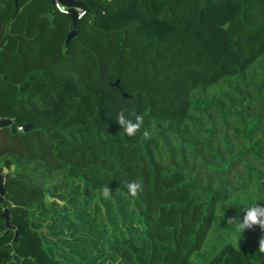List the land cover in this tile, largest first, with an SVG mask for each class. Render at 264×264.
Instances as JSON below:
<instances>
[{
	"label": "trees",
	"instance_id": "1",
	"mask_svg": "<svg viewBox=\"0 0 264 264\" xmlns=\"http://www.w3.org/2000/svg\"><path fill=\"white\" fill-rule=\"evenodd\" d=\"M81 1L75 28L50 0L0 2V41L27 36L0 51V118L18 128L0 129V264H65L32 211L70 185L102 216L129 209L140 233L116 241L119 264H264V228L235 224L264 207V0ZM121 111L142 115L134 137Z\"/></svg>",
	"mask_w": 264,
	"mask_h": 264
},
{
	"label": "rangeland",
	"instance_id": "2",
	"mask_svg": "<svg viewBox=\"0 0 264 264\" xmlns=\"http://www.w3.org/2000/svg\"><path fill=\"white\" fill-rule=\"evenodd\" d=\"M9 172L12 171L6 170L3 174ZM97 202L98 199L86 194L80 185H70L52 190L44 203L34 206V220L43 226L42 232L48 245L61 262L92 264V260L98 258L97 264H119L112 261L116 241L130 230L133 236L140 233L134 218L127 215L129 209H125L122 203L117 204L114 200L112 205L116 206V210H113L115 214H109L104 209L105 215L102 216L95 212L100 210ZM58 225L62 227L59 229ZM232 229V226L229 227L221 240L223 244L232 242L237 246V237L230 233ZM212 241L215 243L217 240Z\"/></svg>",
	"mask_w": 264,
	"mask_h": 264
},
{
	"label": "water",
	"instance_id": "3",
	"mask_svg": "<svg viewBox=\"0 0 264 264\" xmlns=\"http://www.w3.org/2000/svg\"><path fill=\"white\" fill-rule=\"evenodd\" d=\"M14 1H15V5H16V14H17L19 11V4H18V0H14ZM55 1L56 0H50L52 7L54 6ZM57 1H59L63 6L70 8V17H71V20L73 23V27L75 28L77 23H78L77 12H76L75 8L86 9V5L81 1H74V0H57ZM43 18L48 19L52 24L54 22L53 21L54 20L53 15L46 14L43 16ZM77 36H78V32L76 29H73L69 32V34L67 35L66 40H65L64 51H66L68 49L70 43L74 39H76ZM24 39H27L26 34L13 35L10 33L9 28L6 27L5 35L3 36V38L0 41V51L5 48V44L7 41L13 40V41L21 42ZM3 128H10V130L12 131L13 134H16L18 132V128H17L16 123L11 119L0 118V129H3ZM31 129H33V126H31L30 124H27L23 128V131L28 132ZM11 177L12 176L10 174H0V202L1 203H3V200L5 199V195H6L5 182L8 181ZM260 187L264 188V181L260 182ZM3 216L7 220L6 230H9L10 223H9L8 210H5ZM2 234L3 233H0V235H2ZM18 237H19V233L16 232L15 238L12 242V245H14L18 241ZM13 262H15L16 264H22L21 258H19L16 254H13Z\"/></svg>",
	"mask_w": 264,
	"mask_h": 264
},
{
	"label": "clouds",
	"instance_id": "4",
	"mask_svg": "<svg viewBox=\"0 0 264 264\" xmlns=\"http://www.w3.org/2000/svg\"><path fill=\"white\" fill-rule=\"evenodd\" d=\"M116 121L122 126L123 132L128 137H134L140 130L143 123L142 115L134 114V119L126 118L123 111L119 112L116 116ZM141 184L137 181H131L127 183L128 194L135 197L139 191H141ZM104 197L110 195L109 188H104ZM247 207L243 209L242 218L239 215L235 219L237 222V231L243 233L246 229H251L255 225H259L264 228V207L258 206L256 204L246 205ZM232 222L231 220L229 221ZM262 250H264V245H262Z\"/></svg>",
	"mask_w": 264,
	"mask_h": 264
},
{
	"label": "built area",
	"instance_id": "5",
	"mask_svg": "<svg viewBox=\"0 0 264 264\" xmlns=\"http://www.w3.org/2000/svg\"><path fill=\"white\" fill-rule=\"evenodd\" d=\"M74 1H81V0H74ZM53 8L55 11H57L58 13H60L62 15H69L70 16V8L63 6L57 0L55 1ZM75 10L77 12V20L78 21L82 20L87 14L86 9L75 8ZM19 130H22V129H19Z\"/></svg>",
	"mask_w": 264,
	"mask_h": 264
},
{
	"label": "crops",
	"instance_id": "6",
	"mask_svg": "<svg viewBox=\"0 0 264 264\" xmlns=\"http://www.w3.org/2000/svg\"><path fill=\"white\" fill-rule=\"evenodd\" d=\"M0 2H1V0H0Z\"/></svg>",
	"mask_w": 264,
	"mask_h": 264
}]
</instances>
